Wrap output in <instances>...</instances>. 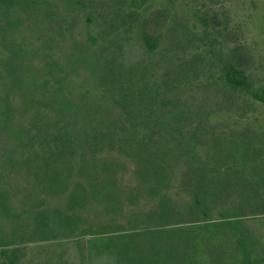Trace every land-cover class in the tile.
Masks as SVG:
<instances>
[{"label": "rangeland", "instance_id": "1", "mask_svg": "<svg viewBox=\"0 0 264 264\" xmlns=\"http://www.w3.org/2000/svg\"><path fill=\"white\" fill-rule=\"evenodd\" d=\"M3 262L264 264V0H0Z\"/></svg>", "mask_w": 264, "mask_h": 264}, {"label": "trees", "instance_id": "2", "mask_svg": "<svg viewBox=\"0 0 264 264\" xmlns=\"http://www.w3.org/2000/svg\"><path fill=\"white\" fill-rule=\"evenodd\" d=\"M146 44L148 47H153V43L150 42L149 40L146 41ZM225 80L226 83H228L229 85L236 87V88H241L243 86L246 85V78L236 69L234 68H230L227 73L225 74ZM256 97L258 99H263L260 96ZM158 222V219H157ZM70 233V230L67 232V234ZM1 254H4V251H1ZM3 264H5V262H3ZM8 264V263H7Z\"/></svg>", "mask_w": 264, "mask_h": 264}]
</instances>
